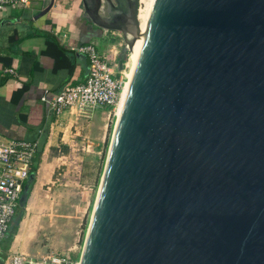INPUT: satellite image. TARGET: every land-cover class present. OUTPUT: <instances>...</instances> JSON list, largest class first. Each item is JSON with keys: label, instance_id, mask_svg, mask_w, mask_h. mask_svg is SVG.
<instances>
[{"label": "water", "instance_id": "obj_1", "mask_svg": "<svg viewBox=\"0 0 264 264\" xmlns=\"http://www.w3.org/2000/svg\"><path fill=\"white\" fill-rule=\"evenodd\" d=\"M81 1L122 70L140 0ZM79 264H264V0H152Z\"/></svg>", "mask_w": 264, "mask_h": 264}, {"label": "crops", "instance_id": "obj_2", "mask_svg": "<svg viewBox=\"0 0 264 264\" xmlns=\"http://www.w3.org/2000/svg\"><path fill=\"white\" fill-rule=\"evenodd\" d=\"M48 2L27 0L0 9V143L29 140L41 148L34 180L29 175L24 182L11 220L14 223L23 212L8 251L34 258L44 255L37 241L54 208L61 170L79 158L75 149L89 150L92 128L102 129L100 120L109 113V108L72 107L56 115L42 97L51 98L65 86L84 81L88 59L77 46L93 43L118 62L124 45L118 31L100 29L83 16L81 0H54L37 17Z\"/></svg>", "mask_w": 264, "mask_h": 264}, {"label": "built area", "instance_id": "obj_3", "mask_svg": "<svg viewBox=\"0 0 264 264\" xmlns=\"http://www.w3.org/2000/svg\"><path fill=\"white\" fill-rule=\"evenodd\" d=\"M27 0H0V9L6 5H22ZM76 50L88 59L87 75L83 82L67 85L51 98L42 97L57 114L76 107L79 111L94 108H109L117 116V105L128 81L126 61L118 74L113 65L117 60L100 52L93 43L81 44ZM113 64V65H112ZM38 149L36 141L10 140L0 143V243L6 237L15 210L19 205L24 182L29 178V169ZM2 264H79L71 249L61 253H49L30 257L21 252L6 253Z\"/></svg>", "mask_w": 264, "mask_h": 264}, {"label": "rangeland", "instance_id": "obj_4", "mask_svg": "<svg viewBox=\"0 0 264 264\" xmlns=\"http://www.w3.org/2000/svg\"><path fill=\"white\" fill-rule=\"evenodd\" d=\"M120 51L121 48L118 54ZM129 55L126 58L127 72L130 70ZM113 68L118 74L115 64ZM115 120L113 112L106 113L100 120L102 129L95 125L92 128L93 145L83 152L75 149L76 153H80L79 158H73L68 168L61 170L53 191L54 208L47 215L46 229L40 232L37 241L44 255L71 249L72 256L79 260Z\"/></svg>", "mask_w": 264, "mask_h": 264}, {"label": "bare ground", "instance_id": "obj_5", "mask_svg": "<svg viewBox=\"0 0 264 264\" xmlns=\"http://www.w3.org/2000/svg\"><path fill=\"white\" fill-rule=\"evenodd\" d=\"M151 2H152V0H140L141 6H139V10H138V19L140 22V28H141L142 33H141V36L136 40L135 45L133 47V50H132V52H130V55H129L130 56V63H129L130 64V70L127 72L128 73V80L130 78V75H131V72H132V69H133V66L135 63V59H136V56H137V53H138V50L140 47V43L142 40L145 24H146L148 13H149L150 6H151ZM127 65L128 64L126 62V66ZM127 84H128V81H127L126 85L124 86L121 99L117 105V114H119V111L121 109L123 99L125 96V92H126V88H127Z\"/></svg>", "mask_w": 264, "mask_h": 264}, {"label": "trees", "instance_id": "obj_6", "mask_svg": "<svg viewBox=\"0 0 264 264\" xmlns=\"http://www.w3.org/2000/svg\"><path fill=\"white\" fill-rule=\"evenodd\" d=\"M126 58H124V62L126 61ZM40 156H41V148H38L37 152H36V156L33 160V163L29 169V175L31 176L32 182H33L34 177H35V171H36L37 164L40 161ZM22 214H23V212L18 214V216L14 218L15 219L14 223L10 224V227H9V230L7 232L6 237L0 243V264L3 263V261L6 257V253H7L8 249L12 243V240H13L16 232H17L18 224H19V221L22 217Z\"/></svg>", "mask_w": 264, "mask_h": 264}]
</instances>
